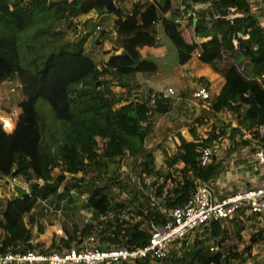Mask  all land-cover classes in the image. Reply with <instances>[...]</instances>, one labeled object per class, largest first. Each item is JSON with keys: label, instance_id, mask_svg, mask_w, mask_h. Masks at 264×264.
<instances>
[{"label": "trees", "instance_id": "16d2710c", "mask_svg": "<svg viewBox=\"0 0 264 264\" xmlns=\"http://www.w3.org/2000/svg\"><path fill=\"white\" fill-rule=\"evenodd\" d=\"M109 1L116 3L111 11L105 9ZM91 11L102 21H91ZM259 13L264 15V0ZM83 15L79 28L75 19ZM156 24L174 45L178 63L197 51L200 61L224 77L207 108L215 116L224 110L229 115L215 119L203 137L196 126L206 122L207 114L195 117L189 126L192 138L177 131L173 152H167L164 134L157 143L162 166L145 142L154 134L156 119L173 108L174 95L152 87L144 97L132 93L140 86L132 79L135 73L157 70V63L141 52L164 41ZM31 28V35L24 33ZM78 31L83 32L74 39ZM109 34L121 37L119 47H104ZM14 78L22 97L13 129L5 130L0 119V177H20L29 191L21 185L0 197V250H59L93 230L102 248L142 246L149 241L150 223H165L168 211L196 189V179L209 183L220 172L215 155L200 163L202 146L225 135L234 146L260 142L264 25L249 0H0V84ZM39 99L52 114L39 107ZM127 157L137 180L119 171ZM59 209L67 238L59 234L48 247L33 242L31 225L37 224L38 233L44 230L38 210ZM66 209L85 210V216L79 221L67 216V222ZM240 213L229 218L239 241L243 218L258 221L255 214ZM224 220L191 232L181 241V251L170 249L172 263L245 264L253 245L264 241V217L241 249L226 241ZM212 245L218 247L210 250Z\"/></svg>", "mask_w": 264, "mask_h": 264}, {"label": "built area", "instance_id": "2783aa9c", "mask_svg": "<svg viewBox=\"0 0 264 264\" xmlns=\"http://www.w3.org/2000/svg\"><path fill=\"white\" fill-rule=\"evenodd\" d=\"M164 93L175 95V90L168 86ZM210 94V89L204 82H199L192 91L195 99L209 100ZM0 119L5 130L13 129L15 122L11 117L0 116ZM257 134L260 142H252L250 149H253L255 165L259 171L257 179L250 186L220 197L213 194L211 198L207 183L196 179V189L183 204L168 211V219L165 223L156 224L153 221L150 223L151 235L145 245L102 248L99 236L93 230L59 250L52 249L48 252L38 249L0 250V264H31L33 262V264L45 262L47 264H174L169 258L170 245L174 239L193 233L200 226L208 225L214 220H227L240 210H243V213L239 214L241 217L255 214L257 219H263L264 122L258 125ZM215 142L200 148L199 161L202 165L209 163L212 154L218 152ZM15 183L23 185L25 192L29 191V184L21 181L20 177L13 176L10 179L0 177V185H4L11 193ZM48 210L52 211V208L49 207ZM60 211L59 209L56 212L59 214ZM57 233L67 238L61 224ZM261 246L264 247V241L261 242ZM217 247L212 245L210 249L214 250Z\"/></svg>", "mask_w": 264, "mask_h": 264}, {"label": "rangeland", "instance_id": "374dc122", "mask_svg": "<svg viewBox=\"0 0 264 264\" xmlns=\"http://www.w3.org/2000/svg\"><path fill=\"white\" fill-rule=\"evenodd\" d=\"M251 2L253 5H256V6L262 4V0H251ZM255 13H257V11ZM88 16L92 18L91 21L93 20L102 21L101 15L97 14L96 11H91ZM85 17L87 16L83 15L75 19V21L79 24V28L81 27V24L84 21ZM262 19H264L263 14H262ZM91 28H92V24L90 23L88 29H91ZM82 32L78 31L74 39L79 37ZM24 33L31 35L32 28ZM24 33L22 37L24 36ZM120 41H121L120 36L116 34H109L104 40V47L110 48V47H114L115 45L119 47ZM147 47H150V46H147ZM45 53L47 54L48 50H46ZM142 54L144 57H150L151 59H153L157 63L158 67H157V70L152 75H146L140 72H137L135 73V75H133L132 79L140 83L139 84L140 86L135 91L132 92L133 95L138 98H140V96L144 97V94L146 93L148 87H152L154 88V90L155 89L162 90L164 92L168 86H171L174 88V85L172 84V83H175L174 76L177 75L178 70L181 69V64L178 63L177 53H176V49L174 45L171 42H168V44H166L163 47L156 48V49H148L147 52L142 51ZM198 83L199 81L197 77H194L192 79V78H187V77L183 78L182 76V78L180 79V84L182 85V90H181L182 93L175 92L176 93L175 95L172 94L174 95L173 96L174 100H176L177 98H180V99H177L179 103H175L174 108H172L167 114H163L159 118L156 119L154 134L152 137H148L146 139L145 145L154 151L157 164L160 166L163 165V155L160 149L157 147V143L163 139L164 134L167 135V138L165 139V145L167 147L168 153L173 152L175 150V148L172 147L173 146L172 140L176 136L177 131H180L186 137H190L188 126L193 120L192 118L195 117V111H194V108H193V111L188 108L189 111L184 113L182 109L184 108V104H186V102L182 100V98H184L183 97L184 95L187 97H190V94L192 93L193 89L198 85ZM18 85H19V80L17 78L7 80L0 84V116L11 117L14 121L17 117V114L19 113L18 102L22 97L21 92L18 89ZM115 89H120V88L115 87ZM179 100H182V101H179ZM205 104L206 106L208 105L206 102ZM38 105L42 110H43L42 108L43 106L44 110H47L49 113L52 114L50 106L46 102H43L42 99L38 100ZM225 116H227L226 119H229V116L227 114ZM182 118H185V119H182ZM222 120L223 119L218 118L219 122H221ZM212 123L213 122H210V119L208 117L207 121L204 124L197 126L198 133L203 137L207 133V131L211 128ZM232 125H236V122H232ZM226 132H228V130ZM170 137L172 139H170ZM236 140H237V137H236ZM217 142H218L217 144L218 152L217 154H214V155L218 160L222 161L223 172L226 169L227 170L234 169L237 163H239V159H241L240 149L242 146L241 145L234 146L232 142L229 140L227 135L222 137ZM129 161H130V158L127 157L126 160L121 164L119 171H121L123 174L130 172L129 174L130 177L131 178L134 177V179L137 180L138 176L135 175V172L131 170L132 166L129 164ZM225 166H227V168H225ZM90 176L91 175L88 172V174L85 175V178L90 177ZM4 178L10 179L11 176L4 175ZM152 178L154 179L155 177L154 176L144 177V179H147L149 181H151ZM21 181L23 180L21 179ZM238 182L242 183V180L241 182L240 181ZM236 184L238 183L236 182L235 184H232V185L235 186ZM20 186L21 184L15 183L14 188H13V193L18 191ZM143 190H144V193L146 194L150 193L148 192L147 188H143ZM154 191H155V188L153 187L152 195L154 194L153 193ZM10 195H11V192L4 185H0V197L5 199L6 197H9ZM37 215L39 218V222H41V224H43L44 226V230L41 233H38L37 224L33 223L31 225V229L34 235L31 240L33 242L42 241L41 243L44 244L45 247H48V245L53 239L56 241L59 237L57 230L60 224L62 223V216L58 214L57 212L44 213L40 210H38ZM67 216L70 217L69 220L79 221V219L85 216V210L75 211V210L66 209L64 218L68 222L66 218ZM243 219H245V222L241 221L242 229L239 230L240 235H241V241H239L238 236L234 232L233 220L229 219V220H224L223 222V224L227 226V228L229 229V233L226 238V241L228 243L237 244L239 249H241L244 245H246L250 241V237L252 236L253 231H257L260 227V224L251 223L252 219L251 220H247L246 218H243ZM257 220L262 222V220L260 219H257ZM254 227H255V230H254ZM200 235H202V233ZM187 236H189L190 238L192 234H188L186 236L178 237L174 239L172 244L170 245L171 251L172 250L175 252L181 251V249L183 248V244H181V241ZM261 242H256V243L254 242L255 244L253 243L254 245L251 249L252 256H250L247 259L245 264H264V247L261 246ZM38 248H39V245H38ZM23 264H26V263H23Z\"/></svg>", "mask_w": 264, "mask_h": 264}, {"label": "crops", "instance_id": "0c3cea01", "mask_svg": "<svg viewBox=\"0 0 264 264\" xmlns=\"http://www.w3.org/2000/svg\"><path fill=\"white\" fill-rule=\"evenodd\" d=\"M249 1L252 4L251 0H249ZM196 6L202 7L205 5L198 3V4H196ZM255 6L256 5H253V9L255 12L257 11V13H256L257 17H259L260 22L264 25V19H262V15L259 13L260 5H257L256 7ZM155 27L158 30V34H160V37L164 41H160V44H158L156 46H150V47L144 46V48H141V52L142 51L147 52L148 49H156V48H160V47H163L166 44H168V41L166 39H164V37H162V35H161L160 25L156 24ZM197 39H198V41L201 42L202 40H204L206 38H197ZM182 76H183V78L187 77V78H192V79L194 77H197L199 82H204L208 85V87L210 89V93H212V94L217 93L219 91L221 84H223V82H224L223 76H221L218 72L214 71L212 69V67L209 66L207 63H204V62L199 60V58L197 56V51L194 52V54L191 56V58L187 62H185L184 64H181V69H179L177 75L174 76L175 83H172V84L174 85L176 93H180V92L182 93V91H181L182 85L180 84V79L182 78ZM200 79H203V80H200ZM210 96H211V94H210ZM183 97L184 98H182V100H184L186 102V104H184V108L182 109L184 113L188 112L189 109H191L193 111V108H194L195 117L207 114L204 118L205 121H207L208 117L210 119V122H214V120L218 119V118H221V119L227 118V116H225V115L226 114L228 115V113L225 110L219 112L216 116L212 115V112H210V110L207 108L208 105L206 106V104H205V102L208 104L209 100L195 99V98H193L192 93L190 94V97H187L185 95ZM177 99H180V98H177ZM177 99L175 100L174 105H175V103H179ZM182 100H179V101H182ZM173 108H174V106H173ZM182 117H184V116H182ZM194 118H192V119H194ZM182 119H185V118H182ZM230 120H229V122H231V124H232V122H235V120H231V121ZM192 121H191L189 126L192 125ZM204 123L205 122H203V124ZM189 126H188V130H189ZM197 126H196V128H197ZM227 130H228V128L226 129V131ZM197 132H198V130H197ZM189 133H190V130H189ZM189 135H190V137H186L185 135L184 136L188 139H191L192 138L191 133ZM170 139H172V138L170 137ZM172 142H173L172 147L176 149V146L179 143V138L177 135L174 137ZM215 143L218 144L217 141ZM250 147H251V144L250 145H242V147L240 149L241 150V156H240L241 159H239V163H237V165L234 169H228V170L226 169L223 172L222 161L215 158V159H217V161L220 162L219 163L220 167H221L220 172L216 175V177H214L207 184L210 185V187L212 188L213 194L216 197H220V196H223L226 194H231V193H234L236 191H239L245 187L250 186L257 179L259 169L255 165V159H254L253 153H252L253 149H250ZM214 154H217V153H214ZM214 154H212V156ZM225 168H227V166H225ZM222 178H224V179H222ZM241 180H242V183H239L238 181L241 182ZM236 182L238 184L233 186L232 184H235ZM261 220H263V219H261ZM254 224H260V226H261L263 223L260 221H255ZM201 228L202 227H200L199 229H201ZM254 230H255V227H254Z\"/></svg>", "mask_w": 264, "mask_h": 264}, {"label": "water", "instance_id": "95a60500", "mask_svg": "<svg viewBox=\"0 0 264 264\" xmlns=\"http://www.w3.org/2000/svg\"><path fill=\"white\" fill-rule=\"evenodd\" d=\"M116 6V3L114 1H109L106 5H105V9L107 11H111L114 7ZM210 194H211V198H213V191L212 188L210 187L209 184L206 185Z\"/></svg>", "mask_w": 264, "mask_h": 264}]
</instances>
